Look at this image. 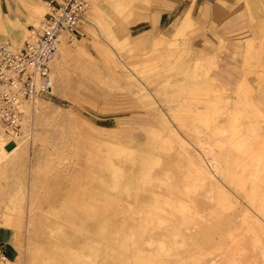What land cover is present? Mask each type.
Returning <instances> with one entry per match:
<instances>
[{"label":"rangeland","instance_id":"obj_1","mask_svg":"<svg viewBox=\"0 0 264 264\" xmlns=\"http://www.w3.org/2000/svg\"><path fill=\"white\" fill-rule=\"evenodd\" d=\"M86 1L53 94L0 129V223L20 235L0 264H264V0L229 83L222 40L191 48L189 17L157 48L121 28L135 0Z\"/></svg>","mask_w":264,"mask_h":264},{"label":"crops","instance_id":"obj_2","mask_svg":"<svg viewBox=\"0 0 264 264\" xmlns=\"http://www.w3.org/2000/svg\"><path fill=\"white\" fill-rule=\"evenodd\" d=\"M259 2L260 0H135L133 15L126 21H120V24L121 28L126 29V33L132 31L131 36H134L136 42L147 43L154 38L153 47L158 48L171 44L176 22L189 17L191 25L185 32L190 36L191 48L213 52L222 40V61L218 64L216 74L229 83L236 80L239 73L226 60H231L240 53L239 40L253 32L248 8L259 12ZM49 4H56V0H0V38L9 39L15 46L22 45L25 29L32 28L38 16L43 14L41 9ZM83 38H78L77 41L81 43ZM19 242L20 235L15 227L0 224V262L12 260L19 253Z\"/></svg>","mask_w":264,"mask_h":264},{"label":"built area","instance_id":"obj_3","mask_svg":"<svg viewBox=\"0 0 264 264\" xmlns=\"http://www.w3.org/2000/svg\"><path fill=\"white\" fill-rule=\"evenodd\" d=\"M86 0H56L49 4L30 37L13 46L0 38V128L19 133L24 111L22 100L53 94V59L62 35L74 36L85 21Z\"/></svg>","mask_w":264,"mask_h":264},{"label":"bare ground","instance_id":"obj_4","mask_svg":"<svg viewBox=\"0 0 264 264\" xmlns=\"http://www.w3.org/2000/svg\"><path fill=\"white\" fill-rule=\"evenodd\" d=\"M128 9V8H127ZM36 11V10H35ZM40 11V10H39ZM42 11V10H41ZM37 13V12H36ZM42 13V12H41ZM125 13V12H124ZM38 15V14H37ZM260 19V18H259ZM23 40V38L21 39V41ZM13 45V44H12ZM59 45H60V43H58V46H57V50H56V53H57V51H58V48H59ZM13 46H15V45H13ZM56 53H55V56H56ZM54 60H55V57H54V59H53V62H54ZM243 88V87H242ZM242 95V94H241ZM36 97H34L33 99H30V100H34ZM229 99V98H228ZM27 100V99H26ZM30 100H28V101H30ZM25 102V101H24ZM23 104V103H22ZM0 129H2V128H0ZM239 129V128H238ZM240 130V129H239ZM7 133V132H6ZM232 137V136H231ZM6 140L3 138V137H1L0 136V147L2 148V146H5V144H6ZM16 145V144H15ZM114 145V144H113ZM117 147V146H116ZM120 147V146H119ZM231 153H232V151H231ZM238 157V156H237ZM233 158V157H232ZM107 161V160H106ZM231 161V160H230ZM236 162V161H235ZM227 163V162H226ZM233 163V162H232ZM229 164V163H228ZM201 165V164H200ZM221 167V166H220ZM200 169V168H199ZM217 169V168H216ZM227 169H228V167H227ZM113 171V170H112ZM200 172V171H199ZM219 172V171H218ZM222 172V171H221ZM227 172V171H226ZM232 173H233V170H232ZM112 174V173H111ZM201 174V173H200ZM209 174L211 175V173L209 172ZM214 174V173H213ZM221 174V173H220ZM230 174H231V172H230ZM234 174V173H233ZM233 174H231L230 176H231V179H232V177H235V176H233ZM214 176V175H213ZM225 177V176H224ZM236 179L235 180H237L238 178L237 177H235ZM102 179V178H101ZM230 178H229V180H231ZM100 180V179H99ZM146 180V179H145ZM227 180V179H226ZM225 180V181H226ZM228 180V181H229ZM252 180V179H251ZM98 181V180H97ZM105 181V180H104ZM234 181V180H233ZM237 181H239V180H237ZM236 181V182H237ZM100 182V181H99ZM229 183V182H228ZM246 183V182H245ZM104 184V183H103ZM102 184V185H103ZM117 184V183H116ZM235 184V183H234ZM144 185V184H143ZM239 185V184H238ZM241 185V184H240ZM76 187V186H75ZM147 187V186H146ZM236 187V186H235ZM240 187V186H239ZM245 188V187H244ZM221 190H223V189H221ZM252 191H255V190H253L252 189ZM251 191V192H252ZM224 192H226V191H224ZM218 194H219V192H218ZM77 195V194H76ZM68 196V195H67ZM66 198V197H65ZM111 198V197H110ZM65 201H66V199H65ZM224 201V200H223ZM249 201V200H248ZM73 202V201H72ZM83 202V201H82ZM81 202V203H82ZM112 202V201H111ZM69 203V202H68ZM74 203H75V200H74ZM76 203H77V200H76ZM71 205V204H70ZM116 205V204H115ZM236 205V204H235ZM68 206V205H67ZM72 206H74V205H72ZM227 206V205H226ZM264 207V205H261L260 207ZM94 208V207H93ZM68 209V208H67ZM261 210H263V208L261 209ZM72 211V210H71ZM113 211V210H112ZM264 211V210H263ZM62 213V212H61ZM84 213V212H83ZM96 214V213H95ZM121 214V213H120ZM102 215V214H101ZM264 215V214H263ZM98 216V215H97ZM107 216H109V215H107ZM106 216V217H107ZM105 217V218H106ZM245 217V216H244ZM86 219V218H85ZM100 219V218H99ZM102 219V218H101ZM4 223V222H3ZM1 224V223H0ZM96 228V227H95ZM98 230H100V229H98ZM98 232H100V231H98ZM102 232V231H101ZM105 233V232H104ZM105 235V234H104ZM102 236V235H101ZM108 240V239H107ZM85 242V241H84ZM88 242V241H87ZM101 242V241H100ZM121 243V242H120ZM96 244V243H95ZM85 245H86V243H85ZM84 245V246H85ZM86 247V246H85ZM93 248V247H92ZM94 253V252H93ZM72 257V256H71ZM77 257V256H76ZM74 258H75V256H74ZM145 259V258H144ZM10 260H7V262H9ZM94 262V261H93Z\"/></svg>","mask_w":264,"mask_h":264}]
</instances>
